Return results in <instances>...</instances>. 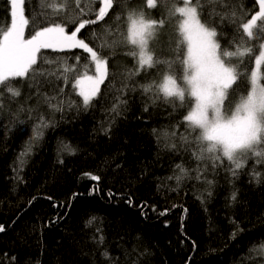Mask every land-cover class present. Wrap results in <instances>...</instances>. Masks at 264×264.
<instances>
[{"label": "trees", "instance_id": "trees-1", "mask_svg": "<svg viewBox=\"0 0 264 264\" xmlns=\"http://www.w3.org/2000/svg\"><path fill=\"white\" fill-rule=\"evenodd\" d=\"M226 2L236 4L238 18L258 10L255 0ZM24 7L39 27L64 17L42 9L40 0H26ZM81 7L89 12L81 19L95 18L97 5L82 0ZM213 7L228 11L205 3L201 19L222 31V48H231L235 25L209 15ZM123 11L118 0L105 21L78 34L108 58L109 76L87 108L72 86L76 73L66 84L58 63L38 61L43 75L13 81L18 97L0 87V264H264V162L249 154L233 175L227 160L214 167L193 156L195 144L181 140L188 134L187 107H173L142 87L158 83L166 65L130 75L137 64L128 48L100 47L102 25L115 29L113 13ZM76 12L69 0L72 18ZM146 12L165 20L150 48L160 59H173L179 18L159 5ZM9 22V0H0V26ZM42 55L60 57L78 72L88 63L81 49ZM247 87L244 77L234 86L239 93ZM234 92L226 105L237 99ZM42 121L47 127L38 129Z\"/></svg>", "mask_w": 264, "mask_h": 264}, {"label": "snow or ice", "instance_id": "snow-or-ice-1", "mask_svg": "<svg viewBox=\"0 0 264 264\" xmlns=\"http://www.w3.org/2000/svg\"><path fill=\"white\" fill-rule=\"evenodd\" d=\"M78 10L75 18L69 13V0H40L42 9L50 10L53 16L64 13L60 22H49L39 27L36 18L26 15V0H9L10 22L0 26V87L18 97L20 91L12 82L21 79H34L43 75L42 68H37L38 61L42 63H58V78L67 84L69 73L73 88L78 90L84 107L91 105L100 94L101 85L109 76L108 58L78 34L87 25H95L109 16L110 10L118 0H87V3L97 5L94 19H81L89 15L82 0H72ZM124 11L114 18L119 23L115 29L108 24L102 25L106 38L100 45L115 50L125 47V53L136 61L137 67L130 75H139L157 64H165L167 71L157 83L142 85L144 92H152L155 99H163L173 107H187L183 116L187 135L181 136L185 144H195L193 156L199 160H210L213 166L217 162L227 160L234 167L230 170L233 175L242 168L249 154L261 158L264 162V0H255L254 12H244L237 17L236 4L226 0H143L142 4L133 0H119ZM205 3L220 4L228 11H217L213 7L209 15L220 17V23L225 20L235 25L236 34L231 40L233 47L222 48L218 36L223 35L216 25H210L201 19ZM162 7L168 17H178L175 24V48L173 59H160L150 48V43L156 39L157 30L163 28L164 18L160 20L148 17L146 10ZM242 7V6H241ZM48 12L40 15L47 16ZM245 16L250 18L245 19ZM68 24H78L69 34ZM32 31L26 37V30ZM93 30V38L95 32ZM237 37L239 42H237ZM51 49L53 52H65L72 49H82L88 56L87 64L82 71L76 67L61 62L60 57L46 60L42 50ZM68 58H63L66 61ZM247 59V63H246ZM79 63V57H76ZM179 64V70L175 65ZM91 73V74H90ZM55 75V73H49ZM241 77L247 81L248 87L240 92L237 99L226 105L232 91H239L237 85ZM63 103V102H61ZM2 106V105H0ZM51 106V105H50ZM61 110L58 106H53ZM115 110V109H114ZM47 127L43 121L37 128ZM195 134L194 136L191 134ZM36 138L43 135L37 130ZM175 135V133H173ZM175 147V144L172 145ZM178 167H180L178 165ZM185 170L181 168V172ZM92 179H98L93 176ZM235 199V195H233ZM4 228L0 227V232ZM264 254V247L260 249Z\"/></svg>", "mask_w": 264, "mask_h": 264}, {"label": "rangeland", "instance_id": "rangeland-1", "mask_svg": "<svg viewBox=\"0 0 264 264\" xmlns=\"http://www.w3.org/2000/svg\"><path fill=\"white\" fill-rule=\"evenodd\" d=\"M82 50V49H81ZM91 74V73H90ZM76 92L78 93V90L76 89ZM235 96L237 97L239 95V92L235 91L234 92ZM81 98V97H80ZM82 99V98H81Z\"/></svg>", "mask_w": 264, "mask_h": 264}]
</instances>
